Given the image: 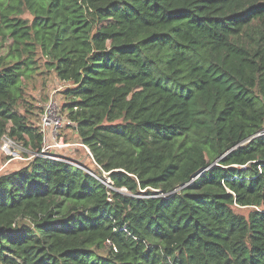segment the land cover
Segmentation results:
<instances>
[{
  "label": "trees",
  "instance_id": "obj_1",
  "mask_svg": "<svg viewBox=\"0 0 264 264\" xmlns=\"http://www.w3.org/2000/svg\"><path fill=\"white\" fill-rule=\"evenodd\" d=\"M0 35V144L41 150V57L101 169L1 173L0 264H264V0H0Z\"/></svg>",
  "mask_w": 264,
  "mask_h": 264
},
{
  "label": "rangeland",
  "instance_id": "obj_2",
  "mask_svg": "<svg viewBox=\"0 0 264 264\" xmlns=\"http://www.w3.org/2000/svg\"><path fill=\"white\" fill-rule=\"evenodd\" d=\"M21 16L26 17L28 19L32 18V15L28 10H24ZM11 43L12 40L10 37L5 38L0 35V57L7 54L8 48ZM26 84V99L29 103L33 104L36 107V112L37 110H39L37 109L39 107H42L44 112L46 105L53 100L56 102V105L61 110V113L64 116H68V109L65 108V102L68 99L66 98L64 90L70 87L71 84L66 81L60 80L56 73L50 70L47 65H45L43 58L39 57V69L37 70V73L26 82ZM23 105L25 108H29L28 104L25 103ZM22 110H24L23 107ZM60 139L70 145L64 147L62 150H59V153L69 158L81 161L83 164H85L97 173L101 171V169L94 161L93 156L90 155L87 148L84 147L80 142L78 134L73 130V128L62 129L60 133ZM31 154L32 151L27 149L22 153L21 158L9 160L10 158L6 157L0 152V173L14 171L26 165L33 159L31 158ZM103 174L107 175L108 173L103 172ZM109 181L110 180L108 178L107 183H109ZM121 190L127 192L126 189ZM238 211L240 213L248 212V210L245 209H241Z\"/></svg>",
  "mask_w": 264,
  "mask_h": 264
},
{
  "label": "built area",
  "instance_id": "obj_3",
  "mask_svg": "<svg viewBox=\"0 0 264 264\" xmlns=\"http://www.w3.org/2000/svg\"><path fill=\"white\" fill-rule=\"evenodd\" d=\"M40 126L44 136L42 147L39 153L32 152L31 158H34L37 155L47 156L44 154L48 152L51 154L48 155V157L62 159L58 153L59 150H62L70 144L63 142L60 139L61 130L64 128H73L75 126V122L68 116H64L56 105V102L52 100L46 105L44 112L41 115ZM257 134H264V128ZM83 146L86 147L90 155H92L90 149L86 145ZM25 150H27V148L13 138L7 135L2 138L0 152L10 158L9 160L21 158L22 153Z\"/></svg>",
  "mask_w": 264,
  "mask_h": 264
},
{
  "label": "water",
  "instance_id": "obj_4",
  "mask_svg": "<svg viewBox=\"0 0 264 264\" xmlns=\"http://www.w3.org/2000/svg\"><path fill=\"white\" fill-rule=\"evenodd\" d=\"M91 152V151H90ZM92 154V153H91ZM44 155H51V154H49L48 152H46ZM61 157V156H60ZM62 159H66L68 162H71V163H73V164H76V165H78V166H80V167H83V168H85L87 171H90L81 161H78V160H75V159H71V158H63V157H61ZM109 183H111V181H109Z\"/></svg>",
  "mask_w": 264,
  "mask_h": 264
},
{
  "label": "clouds",
  "instance_id": "obj_5",
  "mask_svg": "<svg viewBox=\"0 0 264 264\" xmlns=\"http://www.w3.org/2000/svg\"><path fill=\"white\" fill-rule=\"evenodd\" d=\"M258 135V134H257Z\"/></svg>",
  "mask_w": 264,
  "mask_h": 264
}]
</instances>
